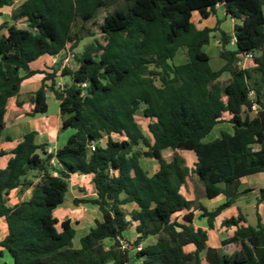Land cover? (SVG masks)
Returning a JSON list of instances; mask_svg holds the SVG:
<instances>
[{"label": "trees", "instance_id": "trees-1", "mask_svg": "<svg viewBox=\"0 0 264 264\" xmlns=\"http://www.w3.org/2000/svg\"><path fill=\"white\" fill-rule=\"evenodd\" d=\"M13 4L0 0V7ZM217 5L240 24L233 35L221 31L225 64L214 70L203 48L219 28L199 30L192 18L198 13L207 19ZM263 8L264 0H27L13 12L14 24L0 26V33L7 31L0 35V140L9 100L25 80L41 73L31 64L43 56L63 60L84 39L94 38L80 55L73 53L77 67L62 70L59 63L42 72L32 94L31 117L47 113L49 94L59 102L62 130L73 131L67 143L50 155L47 144L36 143L37 132H30L0 169V219L7 225L0 247L13 264H202L203 259L264 264L259 214L255 225L241 212L223 222L236 229L223 242L237 246L231 254L208 246V233L193 226L192 213L179 220L182 212L197 208L213 230L222 211L248 194L242 179L264 173ZM103 12L100 40L91 28ZM182 48L188 62L176 65ZM247 58L252 67H242ZM59 77H70L71 83L62 86ZM139 113L148 120L151 138L136 120ZM224 122L233 135L223 132L205 143ZM167 150L173 154L166 156ZM179 151L196 155L193 168ZM143 158L157 162L154 174L143 169ZM73 175L91 176L96 190L95 198L74 204L102 213L78 249L71 220L60 222L54 215ZM191 175L203 183L208 199L223 195L226 202L208 211L187 200L181 188ZM17 190H30V196L10 206ZM257 201L264 202V189ZM130 205L134 208L127 210ZM133 224L139 236L131 243L124 234ZM189 246L193 250L187 251Z\"/></svg>", "mask_w": 264, "mask_h": 264}, {"label": "crops", "instance_id": "crops-1", "mask_svg": "<svg viewBox=\"0 0 264 264\" xmlns=\"http://www.w3.org/2000/svg\"><path fill=\"white\" fill-rule=\"evenodd\" d=\"M26 1L27 0H20L19 3L17 4L0 7V26L5 23H7L9 26L14 24L12 20L13 12ZM219 21H221L220 25H218ZM192 22L196 25L197 29L199 30L205 28H210V29H214L216 27L219 28V30L211 34L210 43L203 48V50L210 57V63L214 57L221 59L220 57V49L222 46L221 31H223L227 35H233L235 26L240 24V21L238 20L232 19L230 17H225L224 10L221 7L219 8L217 7L216 13L211 14L207 19H201L200 15L198 13H195L193 15ZM20 26H23V23H21ZM6 33L7 31L4 29L0 33V35H5ZM180 50L183 51V57L181 63L185 64L188 62L187 50L186 48H182ZM54 59L55 57L43 56L31 64L30 67L32 70H37L41 73L36 74L35 76L23 82V84L27 82V85L29 84V86H31V88L26 91V93L30 94L29 95L30 97H32L33 92L39 87L41 81L44 78V74L42 72L45 71L48 72L50 68L58 67L57 65L59 64V62L54 63ZM224 64H225L224 61L220 62L218 68L214 70L221 69L224 66ZM252 66H253V61L251 59H245L242 63V67H252ZM65 67L67 66L61 65L62 70ZM59 79L61 80L62 77ZM229 80H230V75L228 73H225L221 77L222 82L225 81L226 83H228ZM20 94L21 91L17 97L11 98L8 102V108L10 107V105H12L13 107L10 108V110L7 109L6 128L0 140V152L5 153L3 156L0 157V169L6 168L8 161L11 157V152L23 140L24 136L30 132L33 131L37 132V136H36L37 144H47L48 147L54 149V151H57L58 149L62 148L67 143L68 139L73 133V131L67 130L64 131L65 134L58 136L59 133H57V137L55 136L56 138L54 137L51 138V136L48 135L49 131H52L54 133V132H59V130H62L63 120L61 114H59L58 123L54 128L51 126H48L47 127L48 129H45L46 127L42 128L40 124L37 123V119H36L37 116L35 117L29 116V113L33 109L34 106L33 104L29 107V109L31 110L22 109L25 106L23 100L20 99ZM17 102H20L21 106H19ZM228 118L229 116L227 115L225 119ZM223 132H227L233 135L234 130L231 124L224 122L217 125L212 130V132L204 139V142L209 143L220 138ZM169 152L171 151L167 150L164 152V154L166 156L167 155L169 156L170 154ZM182 152L184 153L183 154L181 153V155L186 159L187 166L189 168H193L196 162V155L193 152H189V151H182ZM143 159L147 160L146 161L147 169H148L147 172L150 175L154 174L155 171L158 169L157 162L154 159H148V158H143ZM70 181L72 187L73 185L78 186V190L76 191V193H74V196H72L71 209L67 210V212H63L62 220L59 219L58 220L62 222L66 219H70L73 227L75 228L76 227L75 225L78 222L79 225L82 224L81 221H78L79 219H82L83 220L82 222H84L83 224H85V226L87 225L88 228H91L95 226L96 221L102 220V213L100 212L98 207L92 206L90 204H80L79 206H76L74 204V199H87V198L96 197V190L93 184H92L93 189L91 190L85 187V184L87 182H92V177L73 175ZM182 189H184V193L182 192ZM262 189H264V173L254 174L243 178L242 190L249 191L248 194L239 198L232 206L222 211V213L217 217L215 221V228L213 230L209 229L206 218L201 217V211L198 210L197 208L191 211L182 212L179 215V220H182V218L185 215L192 213L194 216L193 226L196 229L198 228L203 229L208 233V237H209L208 246L212 248L222 249L223 252L231 254L233 251L237 249V246L235 244H229L223 246V242L228 241L231 237H233L236 229L234 227L228 228L223 226V222L232 217H237L241 212L246 216L247 222L250 225L256 224L257 214L260 215L264 223V202L257 201V198L260 195V190ZM181 193L187 200L196 202L197 205L206 208L208 211H213L226 202V198L223 195L219 196L214 200L208 199L205 194V187L203 183L195 175H191L187 179V183L181 188ZM29 196H30V190H26L24 193H20L18 190L14 191L10 195L9 205L14 206L18 202L28 199ZM128 208L132 210L134 208V205H130L128 206ZM56 211L57 210H55L54 212L55 216H56ZM86 212L90 213L89 217L83 215ZM78 213H82V214H78ZM127 232L130 233V237L129 238L126 237V239L131 243H133L139 236L136 231V224H133ZM214 233H216V235H214L213 237L212 234ZM6 234H7L6 221L5 219H0V242L4 239ZM0 264H13L12 256L2 247H0ZM202 264H208V263L206 262V260L203 259Z\"/></svg>", "mask_w": 264, "mask_h": 264}, {"label": "rangeland", "instance_id": "rangeland-1", "mask_svg": "<svg viewBox=\"0 0 264 264\" xmlns=\"http://www.w3.org/2000/svg\"><path fill=\"white\" fill-rule=\"evenodd\" d=\"M105 17V13H101L99 15V17L97 18L96 20V26H92V31L95 33V38L97 39H100L102 40V36L100 34V31H99V25L103 22V19ZM94 40V38H86L83 40V42L79 45V47L77 49H75L74 51H69L70 53H75L77 55H80L85 47L87 45H89L90 43H92ZM182 57H183V51L182 50H179V52L177 53V56L175 57L174 59V63L176 65H180L182 64L181 63V60H182ZM220 62H223L221 59L217 58V57H214L212 60H211V67L213 69H217L218 66H219V63ZM68 68L72 69V68H75L77 67V62L75 61V59H70L69 61V66H67ZM61 78V77H59ZM58 78V82L61 83V85L63 86L64 84L66 83H71V79L70 77H62V79L60 80ZM223 83L226 84V82L224 81ZM35 86V85H33ZM31 86H29V84L27 85V82L23 84L22 86V89H21V94H20V99L23 100L24 102V108H22L23 110H31L29 109V107L33 104V100H32V97H30L28 93H26V91L28 89H30ZM47 104H48V111L46 114H38L36 119H37V123L40 124V126L42 128H45V129H48L47 127L48 126H51V127H55L58 123V117H59V114H60V110H59V102L54 98V96L52 94H49L48 95V99H47ZM13 106L10 105V107L8 108L10 110V108H12ZM136 120L137 122L139 123V125L141 126L143 132L145 133L146 136L150 137L151 138V135L149 134L148 132V129H147V124H148V120H146L141 113L137 114L136 115ZM57 133L58 136L59 135H62V134H65L64 131L62 130H59V132H52V131H49V134L51 136V138H56L57 137ZM56 136V137H55ZM54 144V143H53ZM171 154H173V152H169ZM179 153L183 154L184 152L182 151H179ZM147 160L143 159L141 160V166L143 167V169L145 171H148L147 169ZM152 161V160H150ZM152 163V162H150ZM151 168V166H150ZM92 182H87L85 184V187H87L89 190L93 189L92 188ZM78 190V186L77 185H73V187L71 186V181H70V190L69 192L67 193V196H66V201L64 203V205L62 206H59L56 210V218H58L59 220H62V213L63 212H67V210L71 209V205H72V196H74V193H76V191ZM182 192L184 193V189H182ZM182 194V193H181ZM183 195V194H182ZM127 210H130V208H127ZM78 214H82V213H78ZM89 214L90 213H84L83 215H85L86 217H89ZM71 217V216H70ZM64 218V217H63ZM78 221H81L82 224L79 225V222L75 225V229H76V236L73 240V246L74 248L78 249L81 247V243H80V240L82 237L86 236L90 230V228L87 227V225L85 226V224H83L84 222H82L83 220L82 219H79ZM86 227V228H85ZM214 235H216V233L212 234V236L214 237ZM125 237L129 238L130 237V233L129 232H126L124 234ZM149 242H152L153 241V238L148 240ZM193 250V246H189L187 247V251H191Z\"/></svg>", "mask_w": 264, "mask_h": 264}, {"label": "built area", "instance_id": "built-area-1", "mask_svg": "<svg viewBox=\"0 0 264 264\" xmlns=\"http://www.w3.org/2000/svg\"><path fill=\"white\" fill-rule=\"evenodd\" d=\"M19 1L20 0H14V4H17V3H19ZM217 7L219 8L220 7V5H217ZM234 44V41H232V45ZM74 54L73 53H70V52H68V54H67V56L63 59V60H61V58L59 57V56H56L55 57V59H54V63H62V65H66V66H69V61H70V59H74ZM247 59H250V58H247ZM59 85H60V83H59ZM85 86V85H84ZM257 110V107H254V111H256ZM89 149H90V151L91 152H93L94 150H95V144H92L90 147H89ZM46 151H47V153L48 154H50V155H55V153H56V151H54V149H52V148H50V147H48L47 149H46ZM51 164L52 165H56V161H55V159H52L51 160ZM141 248H142V246H139L138 248H137V250H141Z\"/></svg>", "mask_w": 264, "mask_h": 264}]
</instances>
